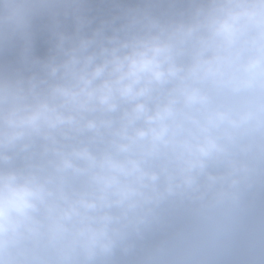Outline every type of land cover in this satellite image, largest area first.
I'll return each instance as SVG.
<instances>
[{
	"label": "clouds",
	"instance_id": "9594fccd",
	"mask_svg": "<svg viewBox=\"0 0 264 264\" xmlns=\"http://www.w3.org/2000/svg\"><path fill=\"white\" fill-rule=\"evenodd\" d=\"M0 264H264V0H0Z\"/></svg>",
	"mask_w": 264,
	"mask_h": 264
}]
</instances>
